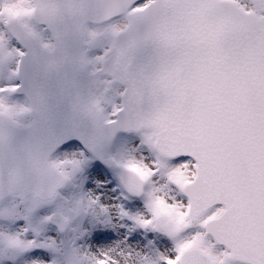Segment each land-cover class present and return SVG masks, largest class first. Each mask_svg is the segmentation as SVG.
<instances>
[{"label":"snow or ice","instance_id":"1","mask_svg":"<svg viewBox=\"0 0 264 264\" xmlns=\"http://www.w3.org/2000/svg\"><path fill=\"white\" fill-rule=\"evenodd\" d=\"M0 264H264V0H0Z\"/></svg>","mask_w":264,"mask_h":264},{"label":"water","instance_id":"2","mask_svg":"<svg viewBox=\"0 0 264 264\" xmlns=\"http://www.w3.org/2000/svg\"><path fill=\"white\" fill-rule=\"evenodd\" d=\"M54 83L55 82H53V85H54ZM53 90L55 91V88H53ZM58 110L63 113L65 111V106H63V105L58 106ZM36 119L43 121V117H41V116H37Z\"/></svg>","mask_w":264,"mask_h":264}]
</instances>
